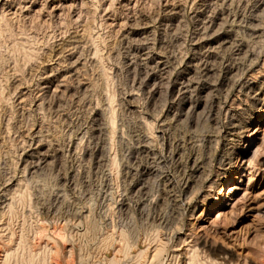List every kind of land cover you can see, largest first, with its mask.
Wrapping results in <instances>:
<instances>
[{
    "label": "rangeland",
    "instance_id": "obj_1",
    "mask_svg": "<svg viewBox=\"0 0 264 264\" xmlns=\"http://www.w3.org/2000/svg\"><path fill=\"white\" fill-rule=\"evenodd\" d=\"M3 14L1 263L17 250L43 264H106L124 233L129 257L162 243L161 263L181 264L197 238L230 264H264V0H0ZM232 120L250 121L246 151L259 150L256 171L228 193L235 170L226 180L221 168L243 146L226 135ZM171 233L186 242L173 246Z\"/></svg>",
    "mask_w": 264,
    "mask_h": 264
},
{
    "label": "bare ground",
    "instance_id": "obj_2",
    "mask_svg": "<svg viewBox=\"0 0 264 264\" xmlns=\"http://www.w3.org/2000/svg\"><path fill=\"white\" fill-rule=\"evenodd\" d=\"M260 6V5H259ZM1 21H4L5 24L7 25V27H9V23L8 22V17L6 18V16L3 14L2 17H1V20H0V23ZM3 26V25H2ZM236 26V25H235ZM1 27V26H0ZM3 29V28H2ZM1 29V30H2ZM23 29V28H21ZM3 31V30H2ZM5 31V30H4ZM10 31V30H9ZM12 31V30H11ZM10 31V32H11ZM22 31V30H21ZM226 31V30H224ZM19 32H20V29H19ZM23 32V31H22ZM258 32V31H257ZM13 33V31H12ZM17 33V32H16ZM15 34V33H14ZM21 34V32H20ZM223 34V33H221ZM257 34V33H256ZM19 35V34H18ZM16 35V36H18ZM225 36V35H224ZM228 36V35H227ZM217 37V36H215ZM221 37V36H220ZM29 38V37H27ZM229 38V37H227ZM220 39V38H219ZM222 39V38H221ZM23 40V39H22ZM232 41V40H230ZM93 43V42H92ZM231 43V42H230ZM14 45L16 46L17 44L14 43ZM240 46V45H239ZM23 53H24V56L26 57H31L34 52L32 51V48L28 47V45L26 43H22L20 44L19 46ZM94 47V46H93ZM35 48V46H34ZM92 48V47H91ZM93 50V49H92ZM95 51L98 52V49L97 47H95ZM99 53V52H98ZM212 54V53H211ZM22 57V56H21ZM99 57V56H98ZM248 60V59H247ZM104 75V74H103ZM109 76V75H108ZM103 78V77H102ZM108 92V91H106ZM152 94V93H151ZM260 95V94H259ZM258 95V96H259ZM153 96V95H152ZM107 99L108 101H112V96L111 95H108L107 96ZM155 99V98H153ZM184 100V99H183ZM202 100V99H201ZM186 101V100H184ZM218 102V101H217ZM149 103V102H148ZM153 103V102H152ZM151 103V104H152ZM186 103V102H185ZM214 103V102H212ZM111 104V103H110ZM159 104V103H158ZM200 104V103H199ZM197 103L196 105V108L198 107L199 105ZM215 104V103H214ZM113 105V104H112ZM190 105V103H189ZM204 105V104H203ZM155 106V105H153ZM186 106V105H185ZM183 107L187 110H195V106L191 108V106H186V107ZM111 107V106H110ZM152 107V106H151ZM201 108V107H200ZM217 109V108H216ZM232 109V108H231ZM178 110V109H177ZM211 110V109H209ZM260 110V109H259ZM258 110V111H259ZM164 111V110H163ZM171 111V110H170ZM200 111V110H199ZM202 111V110H201ZM168 112V111H167ZM227 112V111H226ZM232 112V111H231ZM141 113V112H140ZM170 113V112H169ZM177 113V112H176ZM208 113V112H207ZM106 114V113H105ZM136 114V113H135ZM142 114V113H141ZM209 114V113H208ZM231 114V113H230ZM236 114V113H235ZM239 114V113H238ZM180 115V114H179ZM212 115V114H211ZM182 116V115H181ZM215 116V115H214ZM233 116V115H232ZM237 116V115H236ZM246 116V115H245ZM171 117V116H170ZM190 117V116H189ZM196 117V115H195ZM213 117V116H212ZM109 125H108V128H107V132H108V136H109V140L111 141L113 136H114V116L113 114L109 117ZM152 118V117H151ZM163 118V117H162ZM236 118V117H235ZM161 119V118H160ZM212 119V118H211ZM239 119V118H238ZM243 119V118H242ZM149 120V119H148ZM231 120V119H230ZM214 121V120H213ZM212 121V122H213ZM229 121V120H228ZM155 122V121H153ZM211 122V121H210ZM150 123H152L150 121ZM139 126L140 127H144L145 128V132H144V135L142 134V138L144 139V141L147 143V142H150L151 140V125L146 121H142L140 120L138 122ZM165 124V123H164ZM249 124H250V121L249 122H243V121H235V120H232L230 121V127L227 128L226 130V135L227 137L230 136L231 138L229 140H234L233 138L234 137H239L240 140L239 141H243L242 144L243 146H241L242 148H240V150H236L234 152H232V155L230 157V159H228V162H227V166L221 168L222 170V177L223 178H226V180L229 178V172L233 169L235 170V176L230 184V189L228 191V193H234V189H238L240 188L242 185H243V181H244V177L243 175H246L249 174H253L256 170V167H258L256 164V161H257V154H258V148L256 146V143H254L253 145V148H249V150L246 151L247 149V146L249 145V142H250V139L251 137L249 135H246L248 130H249ZM52 127V126H51ZM154 128V127H152ZM139 129V128H138ZM105 130V129H104ZM148 130V131H147ZM154 130V129H153ZM103 132V131H102ZM136 136V135H135ZM208 136H211V135H208L207 133L204 135V139H206ZM118 137V135H117ZM220 137V136H219ZM141 138V137H140ZM209 139V137L207 138ZM118 140V139H117ZM140 140V139H139ZM115 141V140H114ZM189 141V140H188ZM142 142V141H141ZM152 142V141H151ZM110 143H113V142H110ZM115 143V142H114ZM143 143V142H142ZM141 143V144H142ZM144 144L143 145V148L146 152H150L151 150V147L148 145V144ZM207 143V142H206ZM227 144V142L225 143ZM111 145V144H110ZM234 146V145H233ZM111 149V148H110ZM113 150V149H112ZM198 150V149H197ZM229 150V148H228ZM231 150V149H230ZM229 150V151H230ZM226 152V151H225ZM46 153V152H44ZM145 153V152H144ZM231 153V152H230ZM48 154V153H47ZM148 154V153H147ZM110 155V154H109ZM226 155V154H225ZM146 156V155H145ZM151 156V155H150ZM221 156V155H220ZM113 157V156H112ZM226 157V156H225ZM44 158V157H43ZM47 158V157H46ZM45 159V158H44ZM50 159V158H49ZM105 159V158H104ZM227 159V158H225ZM241 161V163L239 164V170L240 172H242V176L241 175H237L239 173V170L235 169L234 167L238 165V162ZM110 162V169H112L111 167H114L115 164H116V161L115 159L111 158V160L109 161ZM192 162V161H191ZM200 162V161H199ZM196 163V162H195ZM201 163V162H200ZM207 163V162H206ZM224 164V163H223ZM236 164V165H235ZM201 165V164H200ZM44 166V165H43ZM199 166V165H198ZM181 167V165H180ZM115 168V167H114ZM109 169V167H108ZM195 169V168H194ZM112 171V170H111ZM197 171V170H196ZM192 172V171H191ZM198 172V171H197ZM112 173V172H111ZM195 174V173H194ZM199 175V174H198ZM196 174V177L198 176ZM248 175V176H249ZM109 176V175H108ZM107 177V176H106ZM194 178V177H193ZM188 179V178H187ZM195 179V178H194ZM218 180V179H217ZM222 181H224L223 179H221V184L222 185ZM250 181V179H249ZM36 182V181H34ZM39 182V181H38ZM217 182V181H216ZM219 182V181H218ZM208 183V182H207ZM37 184V183H36ZM188 184V183H187ZM42 185V184H41ZM46 185H44L43 187H45ZM192 186V185H191ZM39 187V186H38ZM36 188V187H35ZM143 188V187H142ZM141 188V189H142ZM146 188V187H145ZM217 188V187H216ZM38 189V188H37ZM40 189V188H39ZM143 190V189H142ZM203 190V189H202ZM39 191V190H38ZM41 191V190H40ZM43 192V190H42ZM41 192V193H42ZM203 192V191H202ZM207 192V191H206ZM37 193V192H36ZM26 193L24 192V190H18L16 195H15V199L17 200H23L25 198V195ZM146 194V193H145ZM201 194V192L198 194V196ZM222 194H220L221 196ZM229 195V194H228ZM197 197V196H196ZM229 197L227 195L225 196H222V197H218L219 199V202H218V207L216 208V211L219 212L221 209H222V205H225L226 204V198ZM208 198V197H207ZM15 199L8 205V211H13V203L15 201ZM196 199V198H195ZM198 199V198H197ZM196 199V200H197ZM194 201V200H193ZM17 203V201H16ZM196 203V202H195ZM200 205V204H199ZM214 208V207H213ZM206 210V209H205ZM8 216V215H7ZM13 221V220H12ZM24 222H25V219H24ZM64 224H67V223H64ZM68 225V224H67ZM70 225V224H69ZM26 226V225H25ZM33 227V226H32ZM4 228V227H3ZM157 228V227H156ZM134 230V229H133ZM132 230V237L134 235V231ZM151 230V229H150ZM67 231V230H66ZM85 233H86V230H84ZM89 232V231H88ZM87 232V234H88ZM92 232V230H91ZM90 232V233H91ZM121 232V231H120ZM159 232V230H158ZM179 232V231H178ZM182 232V231H181ZM189 232V231H188ZM84 233V234H85ZM146 233V232H145ZM152 233V232H151ZM148 234L147 236L152 240V242H159L160 241V236L157 232L155 233H152V234ZM180 233V232H179ZM173 234L171 233V235L174 237L175 241H176V244H174L173 246H177V245H181V242H186V239H187V235H183L184 234V231L182 232L183 234ZM77 234V233H76ZM81 234V233H80ZM111 234V232H110ZM129 234V233H128ZM136 234V233H135ZM91 235V234H90ZM137 235V234H136ZM77 236V235H76ZM88 236V235H87ZM26 237V236H25ZM60 237V236H59ZM95 237V236H94ZM120 237L122 239H124V243L123 245L120 247V252H121V255L118 257V256H114L110 259H108V261L106 262V264H160L161 263V256H162V253L164 251V245L161 243V244H158L156 243L155 245H153V249L152 250H149L147 248H144V249H137L136 250V254L132 257H129L130 254H129V251H130V248H131V245H132V242L129 241V236L124 234V233H120ZM137 237V236H136ZM191 237V236H190ZM83 238V237H82ZM102 238V237H101ZM113 238L112 234L111 235H108L106 236L104 239V242L105 240L108 239V241H110L109 239ZM192 238V237H191ZM114 239V238H113ZM135 239V238H133ZM169 239V238H168ZM171 239V238H170ZM101 240V239H99ZM112 240V239H111ZM82 241V240H81ZM103 241V240H102ZM106 241V242H108ZM135 242V240H133ZM137 241V240H136ZM174 241V240H173ZM20 242V241H19ZM105 242V243H106ZM114 242V241H113ZM133 242V243H134ZM151 242V243H152ZM101 244V242H100ZM107 244V243H106ZM110 244V243H109ZM183 244V243H182ZM172 245V244H171ZM170 245V246H171ZM186 248H185V252L183 254V258L184 260L181 261V264H230L228 262V259H227V254L225 252H221V250H219L217 247H215V245H213L212 243H208L206 240H202L200 241L199 239L197 238H193L191 239L190 242H186ZM102 246H105L102 245ZM133 247V246H132ZM146 247V246H145ZM101 248V247H100ZM108 248V247H107ZM170 248V247H169ZM104 249V248H103ZM167 250V249H166ZM170 251V250H169ZM168 251V252H169ZM177 250L173 249L172 251V254H174L177 258H178V261H180V257H181V253L180 252H176ZM179 251V250H178ZM167 252V251H166ZM167 252V253H168ZM171 252V251H170ZM129 254V255H128ZM169 254V253H168ZM171 254V253H170ZM118 255V254H117ZM164 255V253H163ZM113 256V255H112ZM124 256H127L129 257V261L127 260V258H125ZM98 259V258H97ZM101 259V258H100ZM103 259V258H102ZM167 259V258H166ZM84 261V260H83ZM44 262V258L39 255H36L32 252H30L29 254H24L23 252H20V251H17V250H13V251H9L7 253H5V255H3V258H2V263L0 262V264H43ZM98 262V260H97ZM102 263V262H101ZM99 264V263H98ZM105 264V263H104ZM163 264V263H161ZM165 264V263H164ZM176 264V262H175Z\"/></svg>",
    "mask_w": 264,
    "mask_h": 264
}]
</instances>
